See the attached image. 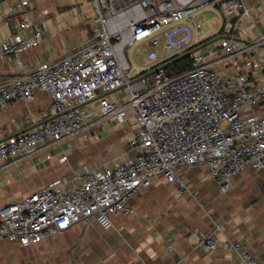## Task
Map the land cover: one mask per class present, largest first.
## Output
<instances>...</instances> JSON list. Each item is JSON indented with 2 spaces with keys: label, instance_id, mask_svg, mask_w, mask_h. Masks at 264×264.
Masks as SVG:
<instances>
[{
  "label": "built area",
  "instance_id": "2783aa9c",
  "mask_svg": "<svg viewBox=\"0 0 264 264\" xmlns=\"http://www.w3.org/2000/svg\"><path fill=\"white\" fill-rule=\"evenodd\" d=\"M214 2L224 17L219 33L194 44V31L202 27L194 15ZM92 3L88 42L0 85V109L16 99L28 103L36 90L52 97L36 116V125L0 140V164L33 157L65 139L88 138L97 123L130 127L129 147L136 154L111 169L85 165L69 180H53L1 206L0 240L32 245L92 218L109 227L110 213L126 211L153 176L164 174L184 189L179 168L208 165L224 192L246 167L264 169V33L257 29L264 16L254 15L245 0ZM32 4L21 0L11 13ZM17 26L19 32L0 44V58L18 55L45 38L26 13ZM181 32L183 36L174 39ZM162 35L167 37L162 53L141 52ZM136 43L134 61L150 70L134 78L138 67L128 51ZM193 46L192 67L169 75L164 62ZM138 54L147 61L139 62ZM200 235L206 250L217 247L213 235ZM224 246L244 264H264L240 242L226 241Z\"/></svg>",
  "mask_w": 264,
  "mask_h": 264
},
{
  "label": "crops",
  "instance_id": "0c3cea01",
  "mask_svg": "<svg viewBox=\"0 0 264 264\" xmlns=\"http://www.w3.org/2000/svg\"><path fill=\"white\" fill-rule=\"evenodd\" d=\"M32 1L11 13L21 0H0V44L19 32L17 23L25 13L35 28L45 32L41 43L0 58V85L32 73L40 61L60 58L90 39L92 0ZM245 1L254 8V15L264 16V0ZM211 5L220 9L215 2ZM257 29L264 33V23ZM194 41H198L195 31ZM51 102L47 91L36 90L28 103L16 99L1 108L0 140L36 125V116ZM88 133V138L65 139L33 157L0 164V207L53 180H69L82 173L85 165L111 169L136 154L129 147L132 129L128 126L97 123ZM50 151L53 157L48 159ZM63 155H67L65 160H61ZM177 174L184 189L164 174L153 176L130 199L126 211L110 213L109 227L92 218L32 245L1 239L0 264H244L235 251L224 246L226 241L242 243L264 263V169L246 167L227 192L206 164L179 168ZM201 233L217 238V247L206 250Z\"/></svg>",
  "mask_w": 264,
  "mask_h": 264
},
{
  "label": "rangeland",
  "instance_id": "374dc122",
  "mask_svg": "<svg viewBox=\"0 0 264 264\" xmlns=\"http://www.w3.org/2000/svg\"><path fill=\"white\" fill-rule=\"evenodd\" d=\"M210 4L209 6L204 7L200 13L195 14L194 19L197 22H200L202 27L200 30L195 29V38L198 41H194V44L198 43L199 41H203L204 39L207 40L209 36H212L215 32L216 29L221 27L222 21H223V15L220 9H216ZM221 19V20H219ZM186 22V19L184 20ZM184 32L179 33L174 37V39H178L181 36H183ZM166 39L167 37L165 35H162L159 37V41L156 44L153 43H147L141 47V52L143 54L149 53L153 50L158 51L159 53H162V48L166 44ZM138 43H136L134 46H131L129 51H128V56L130 57V60L132 63H134L137 67L138 70H136L133 74L132 77L136 78L137 76H141L147 71L150 70V67H143L140 65H137L136 62L133 59V51L135 50V47L137 46ZM138 61L141 63H145L147 59L142 56L141 54L137 55Z\"/></svg>",
  "mask_w": 264,
  "mask_h": 264
},
{
  "label": "trees",
  "instance_id": "16d2710c",
  "mask_svg": "<svg viewBox=\"0 0 264 264\" xmlns=\"http://www.w3.org/2000/svg\"><path fill=\"white\" fill-rule=\"evenodd\" d=\"M191 47L188 52L193 49ZM193 57L191 53L185 54L183 57L176 60V57L171 58L169 61L164 62L166 72L169 75H177L183 73L192 67Z\"/></svg>",
  "mask_w": 264,
  "mask_h": 264
},
{
  "label": "water",
  "instance_id": "95a60500",
  "mask_svg": "<svg viewBox=\"0 0 264 264\" xmlns=\"http://www.w3.org/2000/svg\"><path fill=\"white\" fill-rule=\"evenodd\" d=\"M191 52H192V51H189V52H187V53H185V54H188V53H191ZM185 54L181 55L180 57H177L176 60L179 59V58H181V57H183Z\"/></svg>",
  "mask_w": 264,
  "mask_h": 264
}]
</instances>
